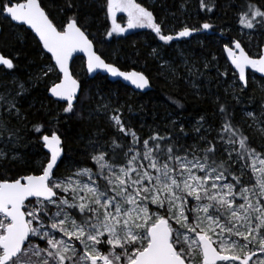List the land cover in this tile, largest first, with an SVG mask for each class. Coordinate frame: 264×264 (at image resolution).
<instances>
[{"label":"snow or ice","instance_id":"obj_1","mask_svg":"<svg viewBox=\"0 0 264 264\" xmlns=\"http://www.w3.org/2000/svg\"><path fill=\"white\" fill-rule=\"evenodd\" d=\"M96 2L62 0L53 15L41 0H0V18L27 26L17 39L23 41L30 30L41 56L50 54L38 74H28V83L37 87L54 73L45 91L58 108L53 113L42 104L47 120L30 119L22 100L31 88L18 77L13 88L0 86V264H264V95L248 94L256 77L246 71L264 80V45L252 54L240 38H229L223 50L230 67H216V77L197 71L184 57L188 76L194 77L185 83L211 110L191 123V143L185 142L189 132L179 118L170 119L164 134L153 130L142 138L124 121L123 106H114L111 94L86 89L71 68L79 52L86 57L87 74L102 71L139 90L151 86L143 71L121 70L95 49L82 23L92 13L82 9ZM215 6L214 0H200L202 11L211 13ZM99 7L111 21L108 37L145 28L162 42L149 56L163 61L176 87L182 77L164 60L167 47L194 33L214 31L205 21L166 33L164 20L137 0H101ZM235 7L241 36L248 30L250 43L251 33H264V0H240ZM118 13L126 14V28L117 23ZM19 58V52L13 58L0 54V66L15 70ZM215 62V56L205 58L204 69ZM201 77L206 92L197 83ZM85 99L94 105L87 116ZM168 99L184 108L179 99ZM100 116L107 117L113 134L104 140L103 129L93 132L82 154L91 164H77L67 157L61 118L91 121ZM30 144L41 153L36 160L19 151ZM5 163L22 170L12 175Z\"/></svg>","mask_w":264,"mask_h":264},{"label":"trees","instance_id":"obj_2","mask_svg":"<svg viewBox=\"0 0 264 264\" xmlns=\"http://www.w3.org/2000/svg\"><path fill=\"white\" fill-rule=\"evenodd\" d=\"M137 2L152 10L158 19L164 20L166 33L179 30L184 23L199 27L200 24L207 21L214 26V31L194 33L190 38L174 40L171 47H167L164 52V60L170 61L171 67L175 68L179 76L182 77V79L176 81L178 87L169 82L172 73L168 68L161 67L163 61H155L150 58L151 49L157 43L162 42L155 40L153 38L154 34L149 29H129L123 34H113L112 37L106 35L107 30L111 27V21L106 20L104 12L100 10L101 0H97L96 4L90 9H82V11L87 10L92 13L86 21L82 20V23H86L90 38L95 42V49L103 53L108 62H114L121 70L135 69L143 71L150 78L151 89L144 93L135 92L118 81H109L107 77L100 74L88 78L84 70L83 59L80 57L73 60L71 68L80 72V75H82L80 80L84 81L86 89H91L93 93L100 89L105 94H111L114 106H123L121 114L124 121L129 123L142 138H147L153 130H159L161 134H164L170 128V119L179 118L180 122L185 125L186 131H188V123L195 121L205 109L210 111L211 105L208 102L196 100L192 95L193 89L185 83V80H191V77L187 75V68L183 63L184 57H187L189 65L195 63L196 70L203 71L207 77H216V67H219L221 71L229 67L224 59L223 44L231 37L239 38L237 31L240 26L235 16L237 11L235 4L240 3V0H235V4L233 0H214L216 6L211 13L200 9V0H137ZM41 3L55 15L54 6L62 3V0H41ZM181 3H185L184 9L180 8ZM117 23L126 28V14L118 13ZM25 30L26 28L23 26L14 25L9 20L0 18V54L13 58L17 52L20 53V58L15 61L17 63L15 70L0 67V86L7 85L9 88H13L12 81L14 77L23 80L31 88L30 93L22 100L23 108L29 111L30 119H44L46 121L47 117L43 115V109H41L42 104L47 105L53 113L58 111L57 105L52 102L54 100L45 91V83L50 85L56 79V76L54 73L49 74V78H46L45 83H40L34 88L28 83V74H38L40 66L47 64L49 61L47 54L41 56V50L33 42V34L29 30L23 41L17 39V34H22ZM241 40L243 41L242 46L246 50L255 53L258 46L254 47L252 45L255 44L254 42L257 43L256 45H262L264 33H251L250 43ZM249 45L251 46L249 47ZM181 51L184 56L180 55ZM213 56L216 57L214 66L210 69H204L205 58L211 60ZM256 78L264 84V80H261L258 76ZM192 79L194 78L192 77ZM221 79L226 78L222 77ZM197 83L202 86V91L206 92V89L203 88L204 77H201ZM211 87L213 92L217 91L215 81H213ZM0 89H3V87H0ZM219 94L223 97L222 88L219 90ZM248 94L255 95L257 98L264 95L256 88L254 82L250 84ZM169 96L179 99L184 104V108H177L168 99ZM81 99L84 98L81 97ZM30 104H34L35 107L29 109ZM92 106H94L92 103L86 99L84 100L85 116H87V109ZM129 106H131V111H129ZM37 112L38 115H33ZM241 116L242 113L238 108L237 120H240ZM178 127L179 124H177L174 131H178ZM100 129L104 130L102 137L104 140H107L113 134L106 116H100L99 119L91 121L62 117L60 130L64 136L67 157L76 163H81L83 160L84 163L89 164V160H84L82 156L84 147L92 133ZM255 137H253L252 143L257 145ZM32 138L30 135L29 139ZM190 138L189 133V136L185 138V142L189 143ZM0 147H3V145H0ZM19 151L29 154L33 160L38 159L41 155L40 151L31 144ZM3 167L11 169L10 174L12 175L22 170L21 166L17 164L5 163Z\"/></svg>","mask_w":264,"mask_h":264},{"label":"water","instance_id":"obj_3","mask_svg":"<svg viewBox=\"0 0 264 264\" xmlns=\"http://www.w3.org/2000/svg\"><path fill=\"white\" fill-rule=\"evenodd\" d=\"M14 25H16L14 22H12ZM21 26V25H20ZM23 27H25V28H27V26H23ZM30 31V30H29ZM31 32V31H30ZM34 35V34H33ZM264 45V44H263ZM224 48V47H223ZM224 51V50H223ZM48 56H50V54H47ZM224 55H225V57L227 58V54L224 52ZM77 57H80V58H82L83 59V62H84V68H85V72H86V57L84 56V54L83 53H74L73 54V58L70 60V65L72 64V62H73V60L75 59V58H77ZM227 61H228V63H229V65H230V61L228 60V58H227ZM0 67H2V66H0ZM131 70H135V69H130V70H124V71H131ZM138 71V70H137ZM247 71V73L248 72H250V73H253L254 75H256V76H258V77H261V75L262 74H259V73H254V71L252 70V69H247L246 70ZM97 74H100V75H102V76H105V77H107V79L109 80V81H112V82H116V81H118V82H120L121 84H123V85H125V86H127V87H129L132 91H135V92H140V93H144V92H146V91H148V90H150L151 89V86L149 87V88H146V89H144V90H139V89H136L135 88V86L134 85H132L130 82H127V81H124L122 78H113V77H111L110 75H108V74H106V73H103L102 71H100V72H98V73H93V74H87V72H86V75H87V77L88 78H92V77H94L95 75H97ZM48 94V93H47ZM48 96L50 97V94H48ZM52 100H55V98H52V97H50Z\"/></svg>","mask_w":264,"mask_h":264},{"label":"rangeland","instance_id":"obj_4","mask_svg":"<svg viewBox=\"0 0 264 264\" xmlns=\"http://www.w3.org/2000/svg\"><path fill=\"white\" fill-rule=\"evenodd\" d=\"M246 34L245 35H243V36H241V28H239L238 29V31H237V33H238V37L239 38H241V39H243L246 43H248L249 42V34H247L248 33V30H243ZM255 44H253L252 46H254V47H256V46H258V45H256L257 43L256 42H254ZM264 44V41H263V43H262V45ZM223 46H224V44H223ZM251 45H249V47H250ZM246 51H249L250 53H252V54H255L254 52H252V51H250V50H246ZM224 59H225V61H226V63H227V65L230 67V65H229V63H228V61H227V58L224 56ZM81 64V63H80ZM76 68V67H75ZM84 70H85V68H84ZM73 72H74V74L76 75V77L78 78V79H80L81 77H82V75H80V72L76 69V70H73ZM86 73V72H85ZM187 75H188V72H187ZM249 76L250 77H252V76H255L253 73H250L249 72ZM256 77V76H255ZM194 78V77H193ZM191 80H192V77H191ZM254 85L256 86V88H258V90L261 92V87L262 86H264V84H263V82L262 81H260V80H257V78H256V82H254ZM3 89H0V91H2ZM249 110H252V109H249ZM257 112H258V110H257ZM107 118V117H106ZM194 121H190L189 123H188V132L190 133V135H191V123H193ZM179 128V127H178ZM113 130V129H112ZM192 139H193V137H192V135H191V138L189 139V143H191L192 142ZM87 143V142H86ZM255 143H257L258 144V140H257V137H255ZM77 164H79V162L77 163ZM91 164V161L89 160V165ZM64 169V164H62V166H61V170H63Z\"/></svg>","mask_w":264,"mask_h":264}]
</instances>
